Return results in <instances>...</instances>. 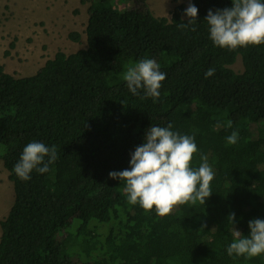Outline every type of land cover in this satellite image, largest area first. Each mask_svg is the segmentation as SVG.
<instances>
[{
  "label": "trees",
  "instance_id": "trees-1",
  "mask_svg": "<svg viewBox=\"0 0 264 264\" xmlns=\"http://www.w3.org/2000/svg\"><path fill=\"white\" fill-rule=\"evenodd\" d=\"M82 1L85 47L58 50L25 76L0 65V158L14 192L0 221V264H264V254L226 251L234 228L248 235L250 220H264V44H213L204 18L232 0H188L169 17L154 15L146 0H120L127 3L119 9L114 0ZM189 3L198 8L196 31L177 26L188 22ZM69 37L80 40L77 31ZM237 57L240 72L231 68ZM143 58L166 73L156 102L117 78L127 61ZM169 123L195 137L192 167L207 155L215 176L205 204L160 216L130 204L109 172L130 168L146 130ZM233 130L239 139L229 145ZM34 140L55 145L58 158L22 181L14 165Z\"/></svg>",
  "mask_w": 264,
  "mask_h": 264
},
{
  "label": "clouds",
  "instance_id": "clouds-1",
  "mask_svg": "<svg viewBox=\"0 0 264 264\" xmlns=\"http://www.w3.org/2000/svg\"><path fill=\"white\" fill-rule=\"evenodd\" d=\"M185 14L188 22L177 26L182 29L191 26V30L196 31L198 8L189 3ZM204 20L209 26V38L217 47L233 51L264 44V0H232L230 7L209 9ZM214 73L215 68H209L205 77ZM122 79L132 94L140 95L143 90L144 98L151 97L156 102L166 73L160 70L155 59L143 58L127 66ZM226 126L232 128V121L228 120ZM172 129V123L167 127L150 126L144 142L130 154V168L109 172L111 179L124 182L123 191L130 204H139L145 211L154 208L160 216L171 214L178 205L205 204L212 194L210 183L215 176L207 155L201 154L199 167H192L193 156L198 152L195 137ZM238 139V130H233L226 138L229 145L236 144ZM57 158L55 145L49 147L34 140L23 148L14 172L20 180L28 181L33 171L48 172L49 165ZM227 219L233 225L235 213L229 214ZM248 227V235L234 228V239L226 249L230 257L249 259L264 254V220L254 218L248 222Z\"/></svg>",
  "mask_w": 264,
  "mask_h": 264
},
{
  "label": "rangeland",
  "instance_id": "rangeland-1",
  "mask_svg": "<svg viewBox=\"0 0 264 264\" xmlns=\"http://www.w3.org/2000/svg\"><path fill=\"white\" fill-rule=\"evenodd\" d=\"M146 1L154 15L167 17L177 3L188 2ZM126 3L114 0V7L119 9ZM88 6L89 1L82 0H0V65L14 76H25L33 74L58 50L70 53L85 47ZM73 31L80 34L79 41L69 37ZM127 62L117 77L119 80H122L127 66L132 64ZM231 68L242 71L240 57ZM13 200V185L0 158V221ZM146 263L149 264L147 260ZM120 264L130 263L124 259Z\"/></svg>",
  "mask_w": 264,
  "mask_h": 264
},
{
  "label": "bare ground",
  "instance_id": "bare-ground-1",
  "mask_svg": "<svg viewBox=\"0 0 264 264\" xmlns=\"http://www.w3.org/2000/svg\"><path fill=\"white\" fill-rule=\"evenodd\" d=\"M101 258V257H100Z\"/></svg>",
  "mask_w": 264,
  "mask_h": 264
}]
</instances>
